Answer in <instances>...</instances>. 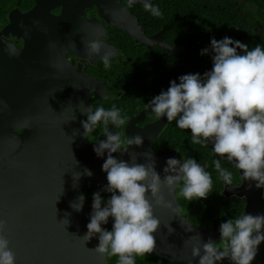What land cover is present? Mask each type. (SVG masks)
I'll list each match as a JSON object with an SVG mask.
<instances>
[{"label":"water","instance_id":"obj_1","mask_svg":"<svg viewBox=\"0 0 264 264\" xmlns=\"http://www.w3.org/2000/svg\"><path fill=\"white\" fill-rule=\"evenodd\" d=\"M49 1L35 0L25 12L11 10L8 22L0 29V219L6 222L3 235L15 254V264H106L105 255L93 250L99 244V234L87 241L83 238L92 205L86 198L82 210L77 211L72 205L79 203L85 184L94 183L95 190H102L108 183L107 173L102 170L107 150L103 156H97L93 150L99 141L106 140L104 130L95 141H88L81 121L74 115H84V109L91 107L89 92L97 99L108 95L99 80L90 81L83 73L67 71L63 56L48 53L45 35L63 34L62 29L69 27L80 29L82 35L94 28L91 40L97 39V30L104 35L98 18L85 17L84 10L94 6L101 19L135 42L165 44L144 33L137 16L121 4L125 0ZM67 2L70 4L66 5ZM60 5L58 14L50 12ZM8 35L23 37L24 47L17 49L4 39ZM80 42L85 46L86 40ZM69 44V49L76 53L73 42ZM109 48L114 56L115 47ZM143 113L135 115L131 124ZM154 126L160 127L159 123ZM108 128L115 133L113 124ZM142 131L132 126L126 138L141 135ZM133 153L137 163L144 158L136 145L129 146L123 155L119 151L113 155L118 160L130 161ZM85 169L91 170L92 175L84 174ZM148 197L152 199L151 195ZM171 202L176 207L172 192ZM180 220V215L174 213L175 235L179 234ZM107 224L113 225L110 218ZM189 234L195 238L204 233L190 228ZM191 251L188 260H182L179 249H175L169 264H189V260L199 264V257L193 258ZM257 264H264V250L259 251Z\"/></svg>","mask_w":264,"mask_h":264},{"label":"clouds","instance_id":"obj_2","mask_svg":"<svg viewBox=\"0 0 264 264\" xmlns=\"http://www.w3.org/2000/svg\"><path fill=\"white\" fill-rule=\"evenodd\" d=\"M135 2L127 0L128 7ZM143 7L153 16L162 15L159 7L148 0H144ZM103 48L99 38L85 42L87 56H97L108 69L113 52L109 48L100 55ZM237 49L243 50V54ZM208 51L202 49L201 54ZM211 51L214 55L210 71L203 76L199 73L181 75L179 83L171 81L167 91H161L148 105L156 118L166 116L168 122L175 120L178 128L190 130L192 144L207 146L211 141L213 152L242 170L244 180L255 181L257 188L264 187V47L257 44L249 50L247 44L225 36L219 41L211 38ZM84 113L87 119L81 123L86 137L99 123L105 125L106 140L99 141L93 150L97 156H103L107 150L102 170L107 173L108 183L102 191L111 195L104 202L100 192L93 193V211L83 238L87 241L98 233L95 252L118 257L117 264H135V257L152 253L156 246L153 233L160 220L154 215V205L178 213L177 207L161 194L162 187L174 192L182 182L180 192L188 201L206 199L212 192V176L195 158H186L182 163L168 158L163 179L155 170L150 152L143 155L152 163H137L134 153L130 154V161L118 160L113 153L119 151L123 155L129 146H142L143 136L137 133L125 139L118 131H109V124L119 128L127 119L115 105L110 109L85 108ZM213 163L225 185H232V173L221 166L219 159ZM84 174L91 176L92 172L85 169ZM80 175L78 173V178ZM84 199L81 194L79 203L72 207L82 210ZM109 217L114 221L111 230L101 227L108 223ZM5 223L0 219V264H15V254L3 235ZM219 230V244L211 238L204 242L200 237V244L193 245L191 256L199 257V264H216L225 258L232 264H251L258 246L264 242V214L244 212L222 222Z\"/></svg>","mask_w":264,"mask_h":264},{"label":"flooded vegetation","instance_id":"obj_3","mask_svg":"<svg viewBox=\"0 0 264 264\" xmlns=\"http://www.w3.org/2000/svg\"><path fill=\"white\" fill-rule=\"evenodd\" d=\"M35 0H0L1 10H6L5 19L3 22L0 21V29L8 22V13L11 10H18L25 12L31 9L34 5ZM49 3L50 1L47 0ZM125 1H122L125 5ZM70 4L67 2L66 5ZM62 8V5L54 7L50 10L52 14H58ZM130 10V9H129ZM131 11V10H130ZM137 16V14L131 11ZM85 17L91 19L92 17L98 18L103 28L104 35L97 36L103 44V50L109 49L113 45L116 49V54L111 57L112 64H120L124 60H129V56H122L119 46L114 44L118 39L117 35H112V32H116L115 29L120 30L114 26L109 25L103 19H101L94 6L87 7L84 10ZM138 19V16H137ZM67 22H72L68 21ZM141 24V29L149 38H155L161 40L162 45L158 42H152L149 45L146 43L134 42L135 49L143 53L142 65L129 67L126 69V75L124 78V88L126 93V100L109 99L108 103H124V110H121V115L125 116L126 123L119 128L115 127V132H119L122 138L126 139L127 130L130 127H137L143 129L141 136H143V144L140 147V156L147 152L152 153L155 161L154 167L157 173L163 179L165 173L164 168L166 167V161L168 158H176L183 162L186 158H195L197 163L201 166H206L205 170L208 171L212 176V192L207 196L206 199H193L188 201L181 195L180 188L178 186L173 193V199L178 209V214L181 217L180 220V231L179 234H174L172 229V217L174 215L172 209L165 208L163 206L154 205V215L159 218L160 225L155 233H153L156 239V246L152 253L144 256L135 257V264H169V258L172 257L175 249H179V255L182 260H188L190 255L189 249H192L193 245L200 244V237L204 242H207L209 238L216 241L218 244L220 239V224L227 219L235 218L244 212L255 214H264V187L257 188L255 181L244 180L242 176V170L236 169L233 163L229 162L226 157H220L213 152L212 142L209 141L207 146L192 144L191 131L187 129H177L176 121L168 122L166 116L156 118L155 114L151 111L148 105L156 95L160 94L161 91H167L170 86V82L176 80L179 83V75L175 72V68H169L170 61L166 52H172L175 49V45L168 42L162 34L156 35L153 32L151 34L146 33L144 23L138 20ZM94 28H89L86 33L82 35L80 29H73V27L62 29L63 34L45 35L47 37L46 51L51 54L63 56L67 62V71L83 73L90 81L99 80V83H103L107 97L103 100L110 98L108 89L110 88L106 76V69L104 68L102 60L95 55L89 58L85 51V46L80 42L81 39L90 41L93 37L92 31ZM122 31V30H120ZM76 32H78L76 34ZM155 35V37H153ZM5 40L10 41L17 49H22L25 45V39L23 37H16L8 35L4 37ZM63 41V42H62ZM70 41L73 42V47L76 53H73L69 47H72ZM162 49V50H161ZM166 51V52H165ZM86 54V57L81 55ZM161 54V55H160ZM157 65V67L152 65ZM90 86V85H89ZM134 90L136 93H134ZM88 101L90 106L94 108L97 103L92 92L88 94ZM144 111L140 119L136 120L134 125L131 124L130 120ZM75 118L78 121L87 119V116H78L74 113ZM159 123V129H156L154 124ZM95 137L91 132L85 136L88 141H95L99 133ZM178 149V151L176 150ZM144 156V155H143ZM219 159L221 166L230 171L233 175V184L225 185L224 181L219 178V173L215 170L214 161ZM139 163L148 164L152 163L151 159L140 158ZM251 185V186H250ZM104 192L102 190H95L94 183L85 184L82 187V193L87 201L92 205L93 193ZM161 194L164 196L166 201H171V192L166 187H162ZM151 195L150 193L148 194ZM195 201L206 202V210H200L198 207L194 210ZM172 203V202H171ZM173 205V204H172ZM103 206V205H102ZM174 207V205H173ZM230 208V211H227ZM112 223L113 219L109 217ZM171 228V229H169ZM190 228H196L203 235L197 237H190ZM105 229L111 230L110 224L105 225ZM171 231V232H170ZM264 250V242L258 246V252L252 264H257L259 251ZM203 254V253H202ZM106 264H117L118 257L105 255ZM185 264V263H175ZM216 264H232V262L225 258L222 261H217Z\"/></svg>","mask_w":264,"mask_h":264},{"label":"trees","instance_id":"obj_4","mask_svg":"<svg viewBox=\"0 0 264 264\" xmlns=\"http://www.w3.org/2000/svg\"><path fill=\"white\" fill-rule=\"evenodd\" d=\"M153 6H158L162 15L153 16L143 7L142 2H135L129 9L135 12L138 20L142 21L146 33L161 32L168 42L175 45V49L166 52L170 64L179 76L199 73L201 76L210 71L213 65L211 38L221 40L225 36L239 40L249 46V50L257 44L264 47V0H149ZM128 6L127 1L124 2ZM7 11L0 8V21L3 22ZM6 20V19H5ZM112 35L118 39L114 44L119 46L122 56H129L120 64H112L106 69L105 79L108 82L110 98L97 99L93 110L103 106L110 109L112 105L124 110V103H108L109 99L123 100L127 96L124 88L126 69L142 65L143 53L137 51L132 38L124 31L115 29ZM209 49L201 54L202 49ZM162 50V49H161ZM243 54V50L237 49ZM161 55V54H160ZM157 67L158 64L152 65ZM134 93L136 91L134 90ZM105 99V98H104ZM105 125L101 122L91 132L95 135ZM180 129V128H177ZM206 202L195 201V208L206 210ZM230 211V208H227Z\"/></svg>","mask_w":264,"mask_h":264},{"label":"rangeland","instance_id":"obj_5","mask_svg":"<svg viewBox=\"0 0 264 264\" xmlns=\"http://www.w3.org/2000/svg\"><path fill=\"white\" fill-rule=\"evenodd\" d=\"M101 194V196H102V199H103V201L104 202H106V200L110 197V195H111V193H108V192H106V191H104V192H102V193H100Z\"/></svg>","mask_w":264,"mask_h":264}]
</instances>
